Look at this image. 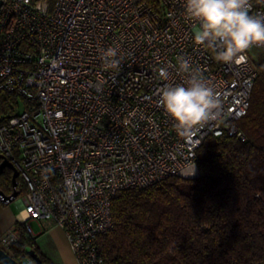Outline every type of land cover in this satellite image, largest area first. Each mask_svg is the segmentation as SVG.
I'll list each match as a JSON object with an SVG mask.
<instances>
[{
  "label": "built area",
  "instance_id": "built-area-1",
  "mask_svg": "<svg viewBox=\"0 0 264 264\" xmlns=\"http://www.w3.org/2000/svg\"><path fill=\"white\" fill-rule=\"evenodd\" d=\"M38 3L47 4L46 13ZM250 4V14L264 13V0ZM194 26L185 0H158L156 8L143 0H2L0 154L24 189L2 246L22 237L33 244L29 221L36 220L64 232L77 264H110L99 238L114 228L119 191L200 175L197 152L208 137L245 141L238 122L258 75L255 47L243 63L219 62L216 46L194 43ZM110 47L116 57L102 59ZM179 57L222 99L217 119L189 139L159 104L166 84L187 86L190 73L178 70ZM10 201L0 195V203ZM27 246L18 260L35 264Z\"/></svg>",
  "mask_w": 264,
  "mask_h": 264
},
{
  "label": "trees",
  "instance_id": "trees-1",
  "mask_svg": "<svg viewBox=\"0 0 264 264\" xmlns=\"http://www.w3.org/2000/svg\"><path fill=\"white\" fill-rule=\"evenodd\" d=\"M256 64L249 108L238 122L245 141L208 137L197 152L200 175L119 191L111 204L114 228L99 238L108 263L264 264V57ZM11 176L9 168L0 172L6 195ZM17 190L19 197V179ZM24 244L46 262L26 237L10 246L15 259Z\"/></svg>",
  "mask_w": 264,
  "mask_h": 264
},
{
  "label": "clouds",
  "instance_id": "clouds-1",
  "mask_svg": "<svg viewBox=\"0 0 264 264\" xmlns=\"http://www.w3.org/2000/svg\"><path fill=\"white\" fill-rule=\"evenodd\" d=\"M28 2V0H25ZM37 9L46 13L47 4ZM186 15L198 24L193 27L192 39L197 45L210 44L218 48L216 59L222 63H243L253 47H264V13L250 14V0H185ZM117 49L108 48L102 59L116 57ZM179 71L190 73L184 84H166L159 90V104L174 121L181 137L191 138L198 128L217 119L222 99L190 62L178 58ZM110 64L119 66L113 59ZM159 77L169 79L167 68L159 70ZM195 163L192 173L195 174Z\"/></svg>",
  "mask_w": 264,
  "mask_h": 264
},
{
  "label": "crops",
  "instance_id": "crops-1",
  "mask_svg": "<svg viewBox=\"0 0 264 264\" xmlns=\"http://www.w3.org/2000/svg\"><path fill=\"white\" fill-rule=\"evenodd\" d=\"M21 216L24 217V213ZM30 221H34L38 228V232L35 233L36 239L34 244L46 258L44 264H77L65 239L64 232L59 227L46 225L45 228H42L36 220ZM15 224L16 212L8 204L0 203V238ZM40 240L41 242L39 243ZM0 245L2 246L1 243ZM2 247L10 253L9 248Z\"/></svg>",
  "mask_w": 264,
  "mask_h": 264
},
{
  "label": "water",
  "instance_id": "water-1",
  "mask_svg": "<svg viewBox=\"0 0 264 264\" xmlns=\"http://www.w3.org/2000/svg\"><path fill=\"white\" fill-rule=\"evenodd\" d=\"M2 4V0H0V7ZM0 172L4 168H9L12 171V176H11V182H12V188L13 191L10 195H6L3 191L0 190V195L2 196V200H8L10 201L12 198H15L18 196L19 191L17 190V183H18V171L16 167L9 162V160L4 157L2 154H0ZM27 255H29L34 261L35 264H41V259L39 255L35 252L34 249L27 248L26 249ZM0 264H22L19 260L15 259L7 250H5L2 246H0Z\"/></svg>",
  "mask_w": 264,
  "mask_h": 264
},
{
  "label": "rangeland",
  "instance_id": "rangeland-1",
  "mask_svg": "<svg viewBox=\"0 0 264 264\" xmlns=\"http://www.w3.org/2000/svg\"><path fill=\"white\" fill-rule=\"evenodd\" d=\"M251 52L253 53V55L255 56L256 60L258 61L260 58L264 57V48H258V47H255L251 50ZM20 199V196L19 197H16L15 200H12L8 203V206L12 208L13 211L16 212V215L19 214V208H20V205L18 204V201ZM30 226L33 230L34 233H37L38 232V228H37V225L34 221H30ZM41 242V240L39 241V243ZM27 248H30L29 246H27Z\"/></svg>",
  "mask_w": 264,
  "mask_h": 264
},
{
  "label": "flooded vegetation",
  "instance_id": "flooded-vegetation-1",
  "mask_svg": "<svg viewBox=\"0 0 264 264\" xmlns=\"http://www.w3.org/2000/svg\"><path fill=\"white\" fill-rule=\"evenodd\" d=\"M1 161V160H0ZM5 169H7V167L6 168H4L1 172H3Z\"/></svg>",
  "mask_w": 264,
  "mask_h": 264
},
{
  "label": "bare ground",
  "instance_id": "bare-ground-1",
  "mask_svg": "<svg viewBox=\"0 0 264 264\" xmlns=\"http://www.w3.org/2000/svg\"><path fill=\"white\" fill-rule=\"evenodd\" d=\"M24 216H25V213H24Z\"/></svg>",
  "mask_w": 264,
  "mask_h": 264
}]
</instances>
